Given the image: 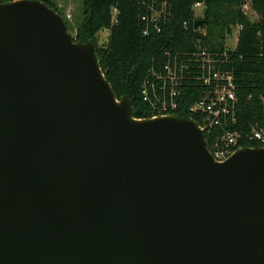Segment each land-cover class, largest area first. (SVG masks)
Returning a JSON list of instances; mask_svg holds the SVG:
<instances>
[{"label": "water", "instance_id": "95a60500", "mask_svg": "<svg viewBox=\"0 0 264 264\" xmlns=\"http://www.w3.org/2000/svg\"><path fill=\"white\" fill-rule=\"evenodd\" d=\"M0 264H264V147L135 118L60 14L0 3Z\"/></svg>", "mask_w": 264, "mask_h": 264}, {"label": "trees", "instance_id": "16d2710c", "mask_svg": "<svg viewBox=\"0 0 264 264\" xmlns=\"http://www.w3.org/2000/svg\"><path fill=\"white\" fill-rule=\"evenodd\" d=\"M13 0H0V3ZM245 0H169L174 18L161 33L144 36L140 17L147 12L150 0H83V20L78 25L76 42H91L105 79L117 99L127 96L132 104L133 116L138 119L152 117L150 104L142 96V84L153 68L159 71L166 63L167 53L172 55L195 51L197 47L212 52H223L225 41L233 28L240 27L235 50L229 52L224 68L234 74L236 84V124L232 130L244 136L251 128H264V0H250L258 15L250 21L242 10ZM55 12L58 6L45 2ZM204 5L203 17H196L193 6ZM201 21V34L194 23ZM187 22V26H183ZM108 29V40L97 44V35ZM198 35V37H197ZM202 88L185 82L180 87L176 117L196 123L188 113L189 106L200 97ZM204 141L208 144L207 136ZM246 147H258L241 140Z\"/></svg>", "mask_w": 264, "mask_h": 264}, {"label": "built area", "instance_id": "2783aa9c", "mask_svg": "<svg viewBox=\"0 0 264 264\" xmlns=\"http://www.w3.org/2000/svg\"><path fill=\"white\" fill-rule=\"evenodd\" d=\"M168 1L150 0L147 12L140 17L144 36L161 33L165 24L174 18ZM199 5L202 4L196 3L193 8ZM183 26L186 27L187 22H183ZM238 33L233 47H225L223 52L197 47L191 52L167 53L166 63L159 71L152 68L142 84V96L150 104L151 118L176 117L183 83L192 81L202 88L200 97L189 106L188 113L195 118L203 137L207 136L206 147L217 162H223L236 150L245 148L241 140L264 147V128L255 126L244 136L231 129L236 124V84L233 72L224 66L229 62L228 53L235 50Z\"/></svg>", "mask_w": 264, "mask_h": 264}, {"label": "rangeland", "instance_id": "374dc122", "mask_svg": "<svg viewBox=\"0 0 264 264\" xmlns=\"http://www.w3.org/2000/svg\"><path fill=\"white\" fill-rule=\"evenodd\" d=\"M40 1H49L56 6H58V10L60 15L63 17L66 22L68 32L74 37V33L81 24L83 20V0H40ZM194 13L197 17H203L204 5H199L194 7ZM242 10L247 16V18L252 22L258 19V15L255 11L252 10L250 0H245L242 6ZM69 16V17H68ZM239 27L236 26L232 30V34L227 37L225 41V47L231 48L235 44L236 36L238 33ZM197 31L201 34L205 33V29L203 27H198ZM109 30L104 29L100 31L97 35V44L104 45L108 40Z\"/></svg>", "mask_w": 264, "mask_h": 264}]
</instances>
